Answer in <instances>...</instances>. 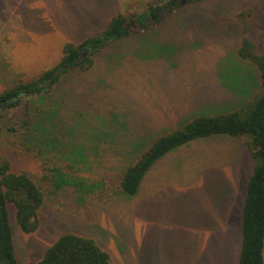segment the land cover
Listing matches in <instances>:
<instances>
[{"label": "rangeland", "instance_id": "obj_1", "mask_svg": "<svg viewBox=\"0 0 264 264\" xmlns=\"http://www.w3.org/2000/svg\"><path fill=\"white\" fill-rule=\"evenodd\" d=\"M159 1L166 0H0V92L56 65L67 42L100 33L112 16ZM184 4L165 9L161 22L150 19L145 29L134 25L132 34L96 55L92 68L71 70L56 89L61 108L50 127L57 144L76 138L95 161L75 155L80 192L76 184L58 186V174L46 177L40 159L9 130L23 117V105L3 110L0 157L27 171L46 198L31 233L18 226L11 206L19 264H35L69 232L94 238L113 264H238L241 212L254 168L247 138H195L160 157L134 195L115 188L117 173L160 134L195 113L243 107L247 115L264 94L256 67L237 62L235 51L247 36L261 52L264 0ZM44 123L39 114L35 133Z\"/></svg>", "mask_w": 264, "mask_h": 264}, {"label": "trees", "instance_id": "obj_2", "mask_svg": "<svg viewBox=\"0 0 264 264\" xmlns=\"http://www.w3.org/2000/svg\"><path fill=\"white\" fill-rule=\"evenodd\" d=\"M184 1L188 5L197 2L166 0L133 14L118 13L110 18L107 27L100 33L80 42H67L63 46L61 60L56 65L0 92V116L7 108L23 105V117L9 130L15 132L26 152L40 159L46 177L58 174V186L69 183L75 187L76 184L78 189H75L80 190L83 178L75 155H83V160L95 162L82 141L76 138H70L68 144L59 146L57 143L60 138L54 133V128L50 127L61 108L60 98L55 94L64 75L75 69L82 72L89 70L95 64L96 55L112 41L132 34L134 25L145 29L150 19L161 22V13L165 9L175 11L186 5ZM244 14L242 11L239 18L243 19ZM235 51L240 56L236 58L237 62L244 60L256 67L264 87V41L259 53L256 43L242 36ZM25 97L28 99L24 102ZM39 114L41 122L45 123L40 125L42 132L35 133L38 131ZM71 132L82 140L73 128ZM222 134L239 140L247 138L245 142L254 160L241 212L242 241L238 264H264V94L256 100L247 115H244L243 107L217 114L195 113L183 126L160 134L153 142L143 146L137 157L117 173L114 180L116 192L134 195L148 170L167 152L198 137ZM54 158L64 160L65 167L60 168L59 161ZM93 183L89 187L92 188ZM45 200L41 186L27 171H15L9 158L0 157V264H19L13 238L11 206L14 207L18 226L23 232L31 233L40 226V211ZM35 264L113 263L110 253L94 238L69 232L47 248Z\"/></svg>", "mask_w": 264, "mask_h": 264}, {"label": "water", "instance_id": "obj_3", "mask_svg": "<svg viewBox=\"0 0 264 264\" xmlns=\"http://www.w3.org/2000/svg\"><path fill=\"white\" fill-rule=\"evenodd\" d=\"M15 98H17V96H15Z\"/></svg>", "mask_w": 264, "mask_h": 264}]
</instances>
